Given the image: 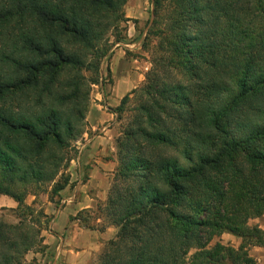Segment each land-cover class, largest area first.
I'll return each mask as SVG.
<instances>
[{"label": "trees", "instance_id": "16d2710c", "mask_svg": "<svg viewBox=\"0 0 264 264\" xmlns=\"http://www.w3.org/2000/svg\"><path fill=\"white\" fill-rule=\"evenodd\" d=\"M127 1L0 0V195L20 219H0V264L45 249L50 216L25 199L50 185L59 204ZM152 4V66L114 109L133 95L95 212L117 232L90 264H259L250 250L264 229L249 222L264 216V0Z\"/></svg>", "mask_w": 264, "mask_h": 264}, {"label": "crops", "instance_id": "0c3cea01", "mask_svg": "<svg viewBox=\"0 0 264 264\" xmlns=\"http://www.w3.org/2000/svg\"><path fill=\"white\" fill-rule=\"evenodd\" d=\"M113 64V83L102 95L105 105L96 103L88 111L80 152L68 170L70 181L60 192L59 204L48 202L45 207V213L51 217L50 228L43 234L45 251L32 256L37 264H90L104 243L117 232L113 225L100 229L103 222L95 212L99 204L107 201L117 166V114L113 108L138 85H133V74H116L115 58ZM8 199L10 205L16 203ZM81 211H90L92 222L89 225L93 228L78 217ZM262 221L260 226L264 229V216ZM250 252L259 264H264V246H254Z\"/></svg>", "mask_w": 264, "mask_h": 264}, {"label": "rangeland", "instance_id": "374dc122", "mask_svg": "<svg viewBox=\"0 0 264 264\" xmlns=\"http://www.w3.org/2000/svg\"><path fill=\"white\" fill-rule=\"evenodd\" d=\"M124 16L126 19L123 23H121V27H119L121 33L109 35L111 48L108 54L102 60L101 74L104 78V82L92 85L88 111L96 103H101L105 105L104 97L102 95H104V92L110 89V85L113 83L112 70L114 67V58L116 64V74H133V85L137 84V87H140L144 83L145 75L152 66V49L157 42V39L154 36L151 35L147 37V33L154 18L152 0H128L124 6ZM134 105L135 100L133 95H131L130 99L124 105L123 111L116 112V156L117 139L122 135L123 128L129 121L130 109ZM115 108L116 107H114L113 109ZM87 115L85 121V131L87 129L88 124ZM82 137H80L78 141L73 143L75 150L71 151V161L75 157H77L80 152V147L82 145V143L80 142H83ZM71 161L66 172H68L71 166ZM49 190L50 185L48 186V189L46 191H38L35 189L31 190L30 194L27 195L25 202L29 205H32L38 211H45V207L48 202H51L52 197L51 192ZM55 197L56 196H54V199H57ZM0 198V219L10 223H18L20 220L18 216L19 211L17 209L18 203L16 202L14 203V205H10L8 196L6 195H0ZM83 216L85 218H88L89 223L92 222L90 218V213H84ZM49 220H51V217L49 218ZM262 222V218H255L250 220L249 224L252 226L260 225ZM43 226L44 229L42 231V235L50 228V221L49 223L44 224ZM221 240L225 244H231L236 247L240 244H238V242H241V239L239 237L229 233L223 234ZM44 251L45 249L41 250L40 247H36L35 249L29 251L24 257L23 264H37V259L35 257L32 258L33 254L37 252L42 253Z\"/></svg>", "mask_w": 264, "mask_h": 264}]
</instances>
